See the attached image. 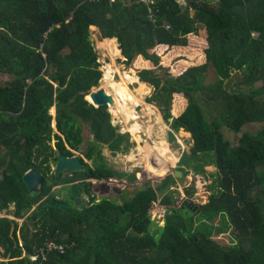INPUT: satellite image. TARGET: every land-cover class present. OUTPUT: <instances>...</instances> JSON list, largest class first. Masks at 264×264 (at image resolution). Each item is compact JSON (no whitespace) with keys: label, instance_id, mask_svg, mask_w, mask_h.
Returning <instances> with one entry per match:
<instances>
[{"label":"trees","instance_id":"1","mask_svg":"<svg viewBox=\"0 0 264 264\" xmlns=\"http://www.w3.org/2000/svg\"><path fill=\"white\" fill-rule=\"evenodd\" d=\"M184 1L182 8L179 0L155 6L140 0H0V73L10 76L0 82V212L23 219L18 225L0 217V264H264V0ZM91 25L117 39L125 62L135 59L130 69L153 87L147 101H156L170 128L190 134L179 179L202 156L216 167L205 203L189 199L191 187L173 206L179 193L169 189L177 179L171 174L155 187L141 183L122 203L96 201L90 180L117 173L83 158L84 169L53 189L62 173L54 175L49 164L58 152L79 150L82 120L99 143L116 145L127 137L116 132L105 104L84 98L101 77ZM191 42L203 59L173 74L164 60L172 48L178 54ZM209 73L214 80L206 82ZM174 94L186 103L183 109L173 105L179 109L173 117ZM53 105L59 134L51 125ZM250 123L258 128L242 132L233 145L223 134V128L238 133ZM97 147L84 156L96 159ZM191 168L204 170L197 163ZM29 169L43 176L35 192L22 180ZM81 193L87 201L74 204ZM159 195L169 209L163 225L151 231L149 209ZM197 215L208 223L197 225ZM221 222L230 243L214 238ZM46 242L63 249L48 250Z\"/></svg>","mask_w":264,"mask_h":264},{"label":"rangeland","instance_id":"2","mask_svg":"<svg viewBox=\"0 0 264 264\" xmlns=\"http://www.w3.org/2000/svg\"><path fill=\"white\" fill-rule=\"evenodd\" d=\"M184 2V0H179L182 8L184 7ZM199 26L201 28V25ZM89 29L92 37L91 41L97 53V60L100 64L99 69L101 70V77L98 84L94 86V88H91L89 92L91 90L103 88L105 92L110 94L115 99L116 91L110 86V83H125V87L127 88V91L130 92L129 95L132 97V100H127V104L124 105L125 107H121L123 104L120 101L111 106L105 105L107 106L106 110L109 113L110 121L117 128L116 132L127 137H125L126 141L123 138L118 142L119 144L116 145L114 141L109 142L108 147L106 143H99L95 141L93 135L89 134L87 131L88 124L82 120L81 124H83L84 127L83 135L85 137H83L85 140L81 143L79 150L72 151V153L74 154L73 156L83 158L89 165L104 162L106 165L111 167L117 173L116 178L90 180L92 183L91 193L95 196L96 201L104 197L110 198L117 203H122L124 198L129 196L131 194L130 192H132L134 188L139 187L141 183L149 182L155 187L166 175L171 174L174 178V171H180L179 167L183 166L179 163L181 156L184 153H190L192 139L190 134L181 128L177 131L172 130L169 126V120L164 119L156 101H147V99L150 98L154 92V89L148 83L139 80V77L135 74V72L130 69L135 59L129 63L125 62V57L121 53L117 39L104 36L97 26H90ZM176 54L177 53L174 52L172 48L170 50V55H167V61H162L169 69H171L173 74L180 73L191 63L201 61L204 55L203 51L194 49L192 42L190 43L189 49H183L180 53ZM237 74L239 76V73ZM9 78L10 76L8 74L2 72L0 73V82H5ZM231 79L233 80V78ZM212 80H214V76L212 73H209L206 82H211ZM141 83L146 86L144 87ZM232 83L233 81L230 83L229 88ZM141 86L142 90H140ZM88 94L84 98L88 103L92 104L90 98H88ZM134 99L135 101H133ZM185 103L186 101L181 94H174L172 96L169 109L171 115L173 117L178 115L177 111L179 109L174 110V104H177L178 107L183 109ZM210 112L213 111L210 110ZM49 114L51 116L53 132L59 134L55 125L56 109L54 105L50 107ZM257 128L258 124L250 123L242 127L241 131L238 133H235L227 128H223L222 131L224 136L233 145L236 143L237 137L240 136L242 132L245 130L255 131ZM55 141V138L50 140V144L54 148ZM92 144L99 145L97 148L99 150L100 157L97 156L94 160L88 159L84 156V152H86ZM114 149L115 151H113ZM155 161H160L159 163L162 164L160 166L161 169H157ZM196 163L201 164L204 167V170H198L199 172H197L191 168V165ZM53 164L54 163L49 164L51 170ZM185 170L187 171L185 177L181 179L177 178L178 180L175 179L174 184H172V188H169L170 190L174 189L173 191L179 193L176 197L175 203L179 205V200H181L182 203L185 199L182 192L185 194V189L187 190L191 187L194 188V191L189 199L196 203H205L207 201V196L209 195V188H211L213 180L212 175L216 172V167L209 161L205 160V156H202L198 158L196 162L190 161L189 166H187ZM132 174H135V179L134 181L129 182L128 179H131ZM72 175L73 173H64L61 177L56 178L59 184L53 187V189H59L62 185L67 184L64 180L72 177ZM78 175L79 178L82 176V173H78ZM64 192V190H61L62 194H64ZM79 197L80 199H78L77 205L84 204L88 199V196L84 193H81ZM158 197H160V195ZM10 209H12V207H10ZM8 212L4 210L1 211L0 217L5 216L15 220L18 225L22 223L23 219L14 218ZM151 217L153 220L151 231H154L155 226H162L164 220H157L158 218L154 214ZM195 220L198 223L197 225L208 223L206 219L198 215L195 217ZM219 225L221 227L219 235L214 238H220L222 241L230 243L231 239L227 228L224 227L225 223L221 222ZM1 256L0 249V260H3Z\"/></svg>","mask_w":264,"mask_h":264},{"label":"water","instance_id":"3","mask_svg":"<svg viewBox=\"0 0 264 264\" xmlns=\"http://www.w3.org/2000/svg\"><path fill=\"white\" fill-rule=\"evenodd\" d=\"M88 38L90 41L92 40L91 32H89ZM232 81L233 80L231 78L228 79V81L224 84V87L229 88V85ZM92 88H94V86ZM88 95L94 106H100L104 104L111 106L114 103L113 97L106 93L103 88L91 90ZM83 169L84 163L79 156H66L62 153H57L56 161L52 167V172L54 175L61 173L71 174L74 171ZM173 175L175 178H179L181 176V172L176 170L174 171ZM22 180L30 192H35L39 189V186L43 181V176L38 170L29 169L23 174ZM78 199H80V197H75L74 204H78Z\"/></svg>","mask_w":264,"mask_h":264},{"label":"built area","instance_id":"4","mask_svg":"<svg viewBox=\"0 0 264 264\" xmlns=\"http://www.w3.org/2000/svg\"><path fill=\"white\" fill-rule=\"evenodd\" d=\"M87 1L95 2V1H98V0H87ZM110 1H113V0H110ZM140 2H142L146 6H151V5L155 6V4H157L159 2V0H140ZM149 11H151V10L149 9ZM150 16L153 17V14L150 13ZM149 212H150L151 216L154 214L155 216H157V218H162L164 216L165 212H166V208L164 206L158 204V201H154L151 204V208H150ZM64 245H65V247L68 246V244H65V243H64ZM45 247L48 250L51 249V248H56V247H58L60 249H63V245L62 244H55L53 242H46ZM39 251L43 255V251L42 250H39ZM36 256H38V255L36 254L35 256H31L30 258L32 260H34L36 258ZM41 258L44 259L45 255H43Z\"/></svg>","mask_w":264,"mask_h":264},{"label":"bare ground","instance_id":"5","mask_svg":"<svg viewBox=\"0 0 264 264\" xmlns=\"http://www.w3.org/2000/svg\"><path fill=\"white\" fill-rule=\"evenodd\" d=\"M110 73V72H109ZM108 73V74H109ZM104 76H105V74H104ZM124 80V79H123ZM105 81H106V79H105ZM122 84V85H121ZM141 85H144L143 83H141ZM110 86L116 91V96H115V99H114V103L113 104H115L116 102H122V104L123 105H121V107L122 106H124V105H126L127 103H126V101L127 100H132L131 98L132 97H130V92H128L127 91V88L125 87L126 85H125V83H110ZM146 85H144V87H145ZM143 87V88H144ZM148 88V87H147ZM113 90V91H114ZM140 90H142V86H141V88H140ZM140 92V91H139ZM147 92V91H146ZM107 93V92H106ZM132 95V94H131ZM128 97V98H127ZM133 101H135V99L133 100ZM115 106V105H114ZM119 106V105H118ZM125 107V106H124ZM123 107V108H124ZM128 113V112H127ZM126 115V114H125ZM128 117V116H127ZM151 157H152V154H151ZM160 161H155V166H161V163H159Z\"/></svg>","mask_w":264,"mask_h":264},{"label":"clouds","instance_id":"6","mask_svg":"<svg viewBox=\"0 0 264 264\" xmlns=\"http://www.w3.org/2000/svg\"><path fill=\"white\" fill-rule=\"evenodd\" d=\"M84 1H87V0H84ZM98 1H100V0H98ZM98 1H95V2H98ZM110 3L111 2H114L115 0H113V1H110V0H108ZM87 2H89V1H87ZM156 9V8H155ZM69 20V18H67L65 21H68ZM91 26H93V25H91ZM89 32H91L90 30H89ZM89 35V34H88ZM227 82V81H226ZM225 82V83H226ZM181 175H182V173H181ZM181 177V176H180ZM179 177V178H180ZM162 180V179H161ZM172 186L173 185H170L169 186V188H172ZM171 190H174V189H171ZM182 194H183V197H184V193L182 192ZM156 201H158V204H160V205H162V206H164L165 208H166V212H165V214H164V216L162 217V218H158L157 220H159V219H163L164 220V217H165V215H166V213H167V211H168V209H169V206H165V205H163V204H161L160 203V197L156 200ZM180 201V204H181V200H179ZM154 202V201H153ZM152 204V203H151ZM179 204V205H180ZM179 205H177L175 202H174V205L173 206H175V207H178ZM151 208V207H150ZM150 210V209H149ZM150 213V212H149ZM150 217H151V215H150ZM151 219H152V217H151ZM164 223V222H163ZM163 225V224H162Z\"/></svg>","mask_w":264,"mask_h":264},{"label":"crops","instance_id":"7","mask_svg":"<svg viewBox=\"0 0 264 264\" xmlns=\"http://www.w3.org/2000/svg\"><path fill=\"white\" fill-rule=\"evenodd\" d=\"M86 96H87V95H86ZM150 153H152V152H150ZM161 165H162V164H161ZM156 167H157V169H161L160 166H156ZM152 186H153V185H152ZM153 187H154V186H153Z\"/></svg>","mask_w":264,"mask_h":264},{"label":"flooded vegetation","instance_id":"8","mask_svg":"<svg viewBox=\"0 0 264 264\" xmlns=\"http://www.w3.org/2000/svg\"><path fill=\"white\" fill-rule=\"evenodd\" d=\"M59 153V152H58Z\"/></svg>","mask_w":264,"mask_h":264}]
</instances>
